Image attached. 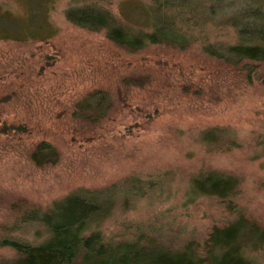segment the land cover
<instances>
[{
    "label": "rangeland",
    "instance_id": "1",
    "mask_svg": "<svg viewBox=\"0 0 264 264\" xmlns=\"http://www.w3.org/2000/svg\"><path fill=\"white\" fill-rule=\"evenodd\" d=\"M26 1L0 0V26L11 23L2 14L21 15ZM89 1L127 26L144 23L134 6L145 0H54L34 11L47 14L52 36L0 38V241L43 242L45 226L22 215L84 190L108 204L90 227L113 244L201 254L212 229L238 214L264 228V64H231L202 50L235 40L228 18L235 13L260 7L264 24V0H189L199 23L189 31L195 42L137 51L66 19L67 8ZM207 7L218 11L201 21ZM97 92L109 101L100 113ZM212 131L216 138L205 141ZM41 142L56 149V163L32 160ZM207 171L235 177L234 197L192 191ZM248 254L264 264V247ZM16 258L0 245V264Z\"/></svg>",
    "mask_w": 264,
    "mask_h": 264
},
{
    "label": "trees",
    "instance_id": "2",
    "mask_svg": "<svg viewBox=\"0 0 264 264\" xmlns=\"http://www.w3.org/2000/svg\"><path fill=\"white\" fill-rule=\"evenodd\" d=\"M53 1L29 0L24 3L26 8L21 15H11L9 12L5 13L9 16L2 14V20L8 18L11 23L4 25L5 22L2 21L0 38L25 41L52 36L54 31L47 14L36 17L34 11L37 7L44 8V3L49 9ZM136 2L138 5L134 7H140L143 24L129 19L125 20V23H130L127 26L95 1L67 8L65 17L79 27L104 31L109 40L129 51L141 50L153 44L185 48L197 40L192 32L189 34L193 27L199 25L195 23V6L189 0ZM259 10L260 7L250 8L249 12L242 11L228 17L236 30L235 40L218 47L217 44L206 43L202 50L231 64L244 61L264 64V24L261 23ZM216 11L218 9L207 7L208 14L200 10L198 15L203 16L200 17L202 21L204 16L214 15ZM13 21L15 23L9 27ZM48 30L49 33L44 35ZM262 83L264 87V79ZM94 95L97 99L92 102L96 111L104 112L109 103L107 94L97 92ZM86 106L83 110H87ZM96 116L99 114L92 118ZM215 138L214 131L204 135L207 142ZM57 159L56 149L46 142L39 143L32 154V160L37 165L54 164ZM192 184V191L199 195L229 199L237 192L238 180L207 171L194 178ZM94 195L87 190L75 192L54 201L45 212H25L22 215L23 221L41 222L48 231V237L39 244L13 239L0 241V245L11 247L17 254L15 260L4 264H256L248 253L264 247V228L242 214L222 227H214L201 254L190 247L171 250L153 243H109L99 231H91V222L104 215L108 208L107 203H99L100 197Z\"/></svg>",
    "mask_w": 264,
    "mask_h": 264
}]
</instances>
